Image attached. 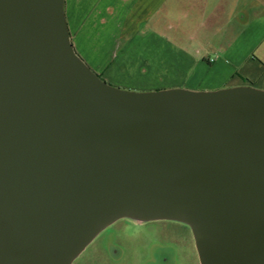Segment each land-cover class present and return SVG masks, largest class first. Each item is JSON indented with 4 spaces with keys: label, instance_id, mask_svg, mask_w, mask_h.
I'll return each instance as SVG.
<instances>
[{
    "label": "water",
    "instance_id": "95a60500",
    "mask_svg": "<svg viewBox=\"0 0 264 264\" xmlns=\"http://www.w3.org/2000/svg\"><path fill=\"white\" fill-rule=\"evenodd\" d=\"M122 219L188 226L200 264H264V91H122L64 0H0V264H72Z\"/></svg>",
    "mask_w": 264,
    "mask_h": 264
},
{
    "label": "crops",
    "instance_id": "0c3cea01",
    "mask_svg": "<svg viewBox=\"0 0 264 264\" xmlns=\"http://www.w3.org/2000/svg\"><path fill=\"white\" fill-rule=\"evenodd\" d=\"M64 15L72 46H100L101 64L83 59L116 88L213 92L264 79V33L252 40L264 0H64Z\"/></svg>",
    "mask_w": 264,
    "mask_h": 264
},
{
    "label": "rangeland",
    "instance_id": "374dc122",
    "mask_svg": "<svg viewBox=\"0 0 264 264\" xmlns=\"http://www.w3.org/2000/svg\"><path fill=\"white\" fill-rule=\"evenodd\" d=\"M263 30L260 26H257L252 31L253 46L255 47L256 45V48L263 41L261 40L264 33ZM261 47H264V44ZM76 48H74L75 53L85 64L86 61L83 58H85L84 55L87 53L92 54L97 63L101 64L103 62L105 54L102 55L100 46L93 47L83 43L77 45ZM86 66L88 67L87 64ZM237 82L239 81L237 80ZM247 85L256 90L264 91V79L248 82ZM120 90L133 93H148L147 91ZM72 264L200 263L192 232L188 226L175 221L138 223L122 219L116 221L97 235Z\"/></svg>",
    "mask_w": 264,
    "mask_h": 264
},
{
    "label": "trees",
    "instance_id": "16d2710c",
    "mask_svg": "<svg viewBox=\"0 0 264 264\" xmlns=\"http://www.w3.org/2000/svg\"><path fill=\"white\" fill-rule=\"evenodd\" d=\"M98 78H100L99 76H98ZM101 79V78H100ZM102 80V79H101Z\"/></svg>",
    "mask_w": 264,
    "mask_h": 264
}]
</instances>
